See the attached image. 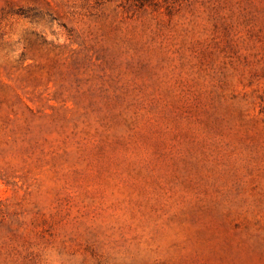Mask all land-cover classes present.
<instances>
[{"label": "rangeland", "instance_id": "1", "mask_svg": "<svg viewBox=\"0 0 264 264\" xmlns=\"http://www.w3.org/2000/svg\"><path fill=\"white\" fill-rule=\"evenodd\" d=\"M0 264H264V0H0Z\"/></svg>", "mask_w": 264, "mask_h": 264}]
</instances>
